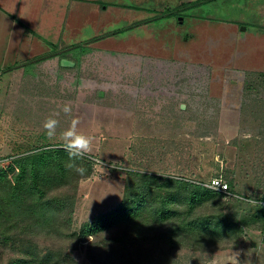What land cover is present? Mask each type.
Returning a JSON list of instances; mask_svg holds the SVG:
<instances>
[{"label":"rangeland","instance_id":"rangeland-1","mask_svg":"<svg viewBox=\"0 0 264 264\" xmlns=\"http://www.w3.org/2000/svg\"><path fill=\"white\" fill-rule=\"evenodd\" d=\"M19 2L14 18L0 10V168L39 148L64 149L61 133L74 118L94 137L91 174L54 193L75 196L64 233L76 236L40 232L39 255H70L66 264H231L238 252L243 264H264V0ZM49 117L59 121L51 139ZM131 172L204 186L222 179L228 192L198 211L225 224L175 247L163 240L184 232L169 227L139 237L120 225L79 238L121 205ZM27 247L0 244V264Z\"/></svg>","mask_w":264,"mask_h":264},{"label":"trees","instance_id":"trees-1","mask_svg":"<svg viewBox=\"0 0 264 264\" xmlns=\"http://www.w3.org/2000/svg\"><path fill=\"white\" fill-rule=\"evenodd\" d=\"M69 163L68 153L57 147L39 148L30 155L8 158L4 162L0 170V244L13 249L29 244L28 253L11 260V264H66L73 260L70 255L56 254L53 250L40 256L34 247L40 232L45 237L60 239L72 240L76 236L64 233L72 222L75 196L54 193L91 174L93 161L87 157L77 161L88 170L84 176L70 168ZM128 181L121 205L84 226L79 238L87 233L97 237L120 225H128L139 237L145 235L146 230L169 227L184 232L183 236L171 233L163 240L175 247L192 238L207 240L217 235V229L225 224L222 215L199 214L198 210L206 202L222 196L203 184L138 172H131ZM260 218L264 225V206Z\"/></svg>","mask_w":264,"mask_h":264},{"label":"clouds","instance_id":"clouds-1","mask_svg":"<svg viewBox=\"0 0 264 264\" xmlns=\"http://www.w3.org/2000/svg\"><path fill=\"white\" fill-rule=\"evenodd\" d=\"M241 76H243V73H240ZM62 111L65 114H69L72 112V108L70 104H65L62 108ZM80 121L77 118H74L70 125L61 133V139L63 141V147L64 150L69 155V167L74 169L76 173H78L81 176L86 175L87 168L83 165L77 163V161H80L86 157V155L91 151L92 144L94 141V137L92 135L85 134L81 131H79L78 125ZM59 125V121L57 119H54L52 117H49L46 119L43 123V127L46 131V135L48 138H53L56 136V129ZM243 140H252L253 134L251 132H245L242 134L241 137ZM94 164L98 168H103V162L101 159H96L94 161ZM239 253L233 252L232 256L230 257L231 264H243L239 260Z\"/></svg>","mask_w":264,"mask_h":264},{"label":"crops","instance_id":"crops-1","mask_svg":"<svg viewBox=\"0 0 264 264\" xmlns=\"http://www.w3.org/2000/svg\"><path fill=\"white\" fill-rule=\"evenodd\" d=\"M19 1L20 0H5V1L0 0V10H2L5 14L11 15L14 18L12 13L18 12V10H16L18 6L16 5L20 3ZM36 36L40 37L39 35H36ZM49 44H52V43H49Z\"/></svg>","mask_w":264,"mask_h":264},{"label":"built area","instance_id":"built-area-1","mask_svg":"<svg viewBox=\"0 0 264 264\" xmlns=\"http://www.w3.org/2000/svg\"><path fill=\"white\" fill-rule=\"evenodd\" d=\"M3 167H4V163L1 164L0 170H2ZM206 187L213 191L220 192V193H227L229 190V185L219 178L213 179L211 181V184L207 185Z\"/></svg>","mask_w":264,"mask_h":264},{"label":"water","instance_id":"water-1","mask_svg":"<svg viewBox=\"0 0 264 264\" xmlns=\"http://www.w3.org/2000/svg\"><path fill=\"white\" fill-rule=\"evenodd\" d=\"M62 65H63V66H66V67H73V66H74L73 63H70V62H68V61H63Z\"/></svg>","mask_w":264,"mask_h":264}]
</instances>
